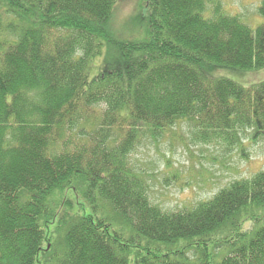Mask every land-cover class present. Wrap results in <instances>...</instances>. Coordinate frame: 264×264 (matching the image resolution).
I'll return each instance as SVG.
<instances>
[{
  "label": "trees",
  "instance_id": "trees-1",
  "mask_svg": "<svg viewBox=\"0 0 264 264\" xmlns=\"http://www.w3.org/2000/svg\"><path fill=\"white\" fill-rule=\"evenodd\" d=\"M118 1L0 0V264H264V168L168 212L129 162L178 120L264 133V80L217 76L264 67V0L254 29L218 0H144L125 39Z\"/></svg>",
  "mask_w": 264,
  "mask_h": 264
},
{
  "label": "rangeland",
  "instance_id": "rangeland-1",
  "mask_svg": "<svg viewBox=\"0 0 264 264\" xmlns=\"http://www.w3.org/2000/svg\"><path fill=\"white\" fill-rule=\"evenodd\" d=\"M225 14L238 17L254 29L262 20L258 13L261 0H218ZM144 0H119L110 20L114 37H138L136 10ZM132 20H134L132 22ZM12 37V36H11ZM141 37V35H140ZM13 38V37H12ZM7 40V37H5ZM11 40V38H8ZM217 76L230 78L246 86L264 80V67L238 72L221 69ZM192 120H178L155 139L146 138L129 154L132 169L149 185L148 198L164 211H177L211 198L219 189L235 179L250 178L264 168V133L252 138L250 129L239 132L233 146L221 140L197 141ZM69 211L81 208V199L65 193ZM83 208V207H82ZM83 213H88L84 208ZM250 224L245 222L243 228ZM59 228L51 223L47 231L48 248L63 247ZM55 239V242H54ZM59 239V240H60ZM46 242V243H47Z\"/></svg>",
  "mask_w": 264,
  "mask_h": 264
}]
</instances>
